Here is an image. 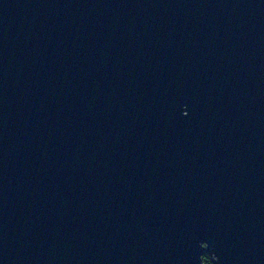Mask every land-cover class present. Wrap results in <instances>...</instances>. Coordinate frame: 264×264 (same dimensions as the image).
<instances>
[{"label": "water", "instance_id": "1", "mask_svg": "<svg viewBox=\"0 0 264 264\" xmlns=\"http://www.w3.org/2000/svg\"><path fill=\"white\" fill-rule=\"evenodd\" d=\"M264 264V0H0V264Z\"/></svg>", "mask_w": 264, "mask_h": 264}, {"label": "trees", "instance_id": "2", "mask_svg": "<svg viewBox=\"0 0 264 264\" xmlns=\"http://www.w3.org/2000/svg\"><path fill=\"white\" fill-rule=\"evenodd\" d=\"M202 262H203V264H212V262L210 260V256L208 253H204L202 255Z\"/></svg>", "mask_w": 264, "mask_h": 264}]
</instances>
